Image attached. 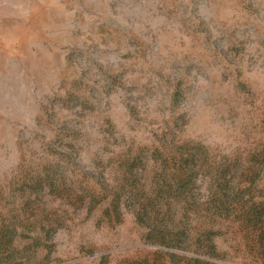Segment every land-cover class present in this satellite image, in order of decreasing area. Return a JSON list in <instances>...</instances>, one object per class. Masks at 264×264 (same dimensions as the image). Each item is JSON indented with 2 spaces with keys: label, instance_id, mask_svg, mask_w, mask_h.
<instances>
[{
  "label": "rangeland",
  "instance_id": "obj_1",
  "mask_svg": "<svg viewBox=\"0 0 264 264\" xmlns=\"http://www.w3.org/2000/svg\"><path fill=\"white\" fill-rule=\"evenodd\" d=\"M0 264H264V0H0Z\"/></svg>",
  "mask_w": 264,
  "mask_h": 264
}]
</instances>
